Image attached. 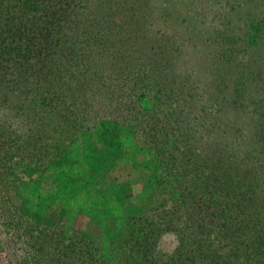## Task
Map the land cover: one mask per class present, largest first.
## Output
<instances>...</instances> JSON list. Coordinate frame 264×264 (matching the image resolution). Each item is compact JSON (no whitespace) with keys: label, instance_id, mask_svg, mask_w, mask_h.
<instances>
[{"label":"trees","instance_id":"trees-1","mask_svg":"<svg viewBox=\"0 0 264 264\" xmlns=\"http://www.w3.org/2000/svg\"><path fill=\"white\" fill-rule=\"evenodd\" d=\"M196 1L0 0L8 264H264V18Z\"/></svg>","mask_w":264,"mask_h":264},{"label":"rangeland","instance_id":"rangeland-1","mask_svg":"<svg viewBox=\"0 0 264 264\" xmlns=\"http://www.w3.org/2000/svg\"><path fill=\"white\" fill-rule=\"evenodd\" d=\"M180 1L181 0H179V2ZM195 7L198 12V15L200 16V14H202L199 18L195 17V20L199 21V19L204 17V14L207 15V23L212 24L214 26L212 28H209V31L213 36L215 34V29L216 28L221 29L223 27V23L226 24V22H228L227 23L228 26L238 29L239 26L244 24V22L246 21L248 17L264 18V0H201V1L198 0L196 1ZM211 49L214 51L216 50L215 48H212V47ZM248 49H249V52L248 53L245 52L244 53L245 56H241V60L243 58L248 62L246 63L244 61L245 64L247 65H244L242 69H244L245 71L248 70L246 69L247 66L256 65L255 63L252 62L253 60H256L259 64H262L264 62V43L261 44L259 48L249 47ZM211 93H209V95H211ZM224 95L226 96L225 93H222L220 96H224ZM216 96H218V94L213 97L214 98L213 100L217 101V99H215L217 98ZM208 103L210 107L208 108L209 110L207 111L210 112V116L212 118H215L213 119L214 122H216L215 120H217L219 116L221 123L222 122L231 123L232 126H236L240 128L242 127V129L245 128V130H249L251 128V124L249 123L246 117L241 116L243 117V119L242 121L240 120L241 118H240L239 111H237V109H234L230 102L227 106L228 107L227 110H225L227 112L226 113L227 117L224 116L225 112L222 111L219 103L217 104V102H214L212 100ZM223 108L225 107L223 106ZM219 109H220V112H219ZM1 232L2 230L0 227V236H1ZM176 243H177V240H176L175 235L171 233L166 234L162 237L160 241L159 249H161L162 251L166 253H169L174 249ZM9 252L8 250L0 251V264H8V261H9L7 259L8 255L12 261L14 260V256L17 257V254L13 255L10 249H9ZM16 253H19V252L16 251Z\"/></svg>","mask_w":264,"mask_h":264}]
</instances>
